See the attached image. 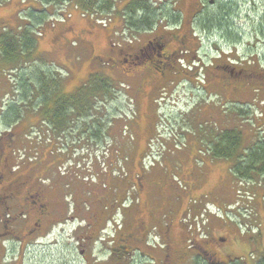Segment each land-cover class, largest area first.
Listing matches in <instances>:
<instances>
[{
	"label": "flooded vegetation",
	"instance_id": "1",
	"mask_svg": "<svg viewBox=\"0 0 264 264\" xmlns=\"http://www.w3.org/2000/svg\"><path fill=\"white\" fill-rule=\"evenodd\" d=\"M184 1L186 12L178 6ZM175 6L172 19L140 30L127 26L122 43H111L105 64L112 77L120 75L135 95L144 97L167 83H188L190 99L192 89H198L192 84L201 82L204 112L220 121V130L238 129L226 128L227 116L237 109L249 115L257 104L264 109V55L257 49L248 56L240 53V5L236 0H178ZM182 88L187 90V84ZM4 110L0 106V264L32 262L41 252L63 255L60 264H143L147 255L159 257L160 264H191L193 255H217L209 239L200 241L193 232L191 237L188 226L162 224L161 215L172 211L177 187L167 177L147 179L155 171L144 164L147 145L139 156V172L131 166L136 156L119 161V178L126 186L122 191L102 177L82 179L77 160L71 163L60 155V140L44 142L43 154L19 155L18 147L27 141V151L33 140L20 129L21 122L4 124ZM179 197L175 194V202L183 203V195Z\"/></svg>",
	"mask_w": 264,
	"mask_h": 264
},
{
	"label": "rangeland",
	"instance_id": "2",
	"mask_svg": "<svg viewBox=\"0 0 264 264\" xmlns=\"http://www.w3.org/2000/svg\"><path fill=\"white\" fill-rule=\"evenodd\" d=\"M127 1L118 0L117 8L111 14L95 16L99 20L84 17L71 5L48 7L44 22L50 23L49 28L40 40L34 35L37 48L28 51L22 63L7 62L0 51V106L7 108L9 103L24 97L22 74L27 73L31 84L29 91L34 94L31 101L24 105L26 115L20 124V129L31 139L29 141L33 140L29 146L31 151L29 148L25 151V141L18 147V154H43L47 150L42 140L47 127L43 128L38 116L44 103L36 97V72L49 73L58 80L61 83L59 93L75 92L89 79H96L93 87L106 83L108 88L105 90L101 85L103 91L96 94L98 98L92 101V106L99 118L107 119L105 130L111 127L108 136L99 142L82 134L77 138L79 144L72 142L89 118L77 120L73 124L76 130H68L60 137L65 138V144L75 147L74 154L71 153L73 158L63 152L60 155L69 157L71 163L77 160L80 166L77 170L81 171L82 179L84 176L92 180L102 177L109 180L112 188L125 191L126 186L119 178L122 174V163L119 161L126 155L136 156L131 166L135 173L139 172V156L146 152L147 145L144 164L149 171L155 169L146 175L147 179L162 181L163 177H167L177 187L175 194L178 199L183 195V203L179 200L175 202L173 193L174 198L170 202L174 207L167 215H161L162 224L173 221L175 225L188 226L191 237L193 232L200 241L209 239L211 252L213 250L217 254L193 255L191 264H257L264 251V176L240 181L233 174L228 159L211 154L213 140L224 130L219 129L217 118L211 119L203 110L207 101L203 83L192 84L198 87L192 89V99H189L188 83L179 86L167 83L164 88H154L144 97L135 95V89L131 90L124 84L120 75L112 77L105 64L111 43L121 44L126 35L127 25L119 11ZM154 1L159 7L157 20L175 15V2L178 0ZM236 2L240 5L237 20L240 53L248 56L249 52L257 49L256 52L263 56L264 0ZM28 6V0L0 1V34L5 30L8 34H20L22 28L19 27L26 21L22 18L29 17L31 11H24ZM178 6L185 12L189 9L185 1ZM70 11L73 14L67 17L66 13ZM36 13L40 15V12ZM52 19H55L54 24L50 22ZM186 84L187 90L182 88ZM257 105L260 109L253 107L252 111H248L249 115L237 109L234 115L226 118V125L230 124L226 128L236 125L243 133L244 148L264 141V115H261L264 109ZM146 118L149 126L144 124ZM3 131L4 125L0 126V133ZM113 161L114 166L111 164ZM112 167L111 179L105 177ZM192 205L197 207L193 212L189 209ZM146 206L147 201L142 204L143 208ZM116 218V224L121 225V217L116 215ZM62 256L41 252L32 262L24 264H60ZM143 264H160V260L147 255Z\"/></svg>",
	"mask_w": 264,
	"mask_h": 264
},
{
	"label": "trees",
	"instance_id": "3",
	"mask_svg": "<svg viewBox=\"0 0 264 264\" xmlns=\"http://www.w3.org/2000/svg\"><path fill=\"white\" fill-rule=\"evenodd\" d=\"M117 1L35 0L36 7L28 6V8L24 9V11L27 9L31 11L28 13L29 17L22 18V20L26 21L19 27L20 29L22 28L20 34H8L6 33L7 30L3 34H0V51L3 53L2 56L9 63H22L24 60L23 56L28 51H34L37 48L35 36H42L43 34L42 30L45 25L44 21L47 17L48 7L71 5L80 11L84 17L96 20L98 18H95V16H107L111 14L117 8ZM123 7L119 13L122 14L125 24L135 30H140L144 26L151 27L157 20L156 16L157 12H159V7L154 0H128ZM36 12H40V15ZM66 14L67 17L70 16L68 12ZM54 20L52 19L50 22L54 24ZM35 74L38 81L36 97L42 99L44 103L43 109L38 116L47 127L43 131V142L49 141L51 142L49 144H52L56 140L64 141L65 138H60L61 135H64L68 130L75 131L76 126L73 124L77 120H86L84 118H89V121L85 123L86 125L82 129L78 130V132L76 131L77 136L74 139L85 134L89 140L100 142L108 136V130L111 127L108 126L107 131L105 130L108 125L107 119L99 118L92 106V101L98 98L96 94L103 91L101 85H104L105 90L108 88L106 87V83H100L99 86L93 87V82L96 79H89L75 92L59 93L61 83L58 80L56 81L49 73L36 72ZM22 75L23 83H21V86L24 89V97L19 100L16 99L13 103H9L7 108H5L6 110L3 111V122L9 127L20 123L24 119L26 115L24 105L26 102L31 101V95H34L29 91L31 84L28 80L30 81V78L27 73ZM77 141L79 142L80 140L77 139ZM243 141V133L240 130L226 129L220 132L213 140L210 150L211 154L216 158L228 159L233 174L240 181H251L256 176H264V141H259L249 148L243 147ZM68 147L64 154L71 155L75 147ZM257 264H264V251Z\"/></svg>",
	"mask_w": 264,
	"mask_h": 264
},
{
	"label": "crops",
	"instance_id": "4",
	"mask_svg": "<svg viewBox=\"0 0 264 264\" xmlns=\"http://www.w3.org/2000/svg\"><path fill=\"white\" fill-rule=\"evenodd\" d=\"M28 4H30V6H34V7H36V5H37L35 2H33V0H28ZM69 14H70V16H71V15L73 14L72 11H70ZM49 24H50V23H46V24L43 26V30H42L43 34H42V36H44V34L46 33L47 29L49 28ZM16 26H17V25H15L14 27H16ZM42 36H39L38 39L40 40V38H41ZM195 208H197V207H195V205H192V206L189 207V209H190L192 212H193V210H194ZM199 211H200V210H199ZM194 213H195V211H194Z\"/></svg>",
	"mask_w": 264,
	"mask_h": 264
},
{
	"label": "built area",
	"instance_id": "5",
	"mask_svg": "<svg viewBox=\"0 0 264 264\" xmlns=\"http://www.w3.org/2000/svg\"><path fill=\"white\" fill-rule=\"evenodd\" d=\"M61 141V140H60ZM72 142H77L78 144H79V142L77 141V139H75L74 141H72ZM71 142V143H72ZM108 143V142H107ZM68 146H70V144L68 143V144H65L64 142H62L61 141V143H60V145L58 146L59 147V149H58V151H60V152H63V153H65L66 151H67V149L69 148ZM70 147H73V146H70ZM64 148H65V150H64ZM72 153H73V151H72ZM108 153V152H107ZM74 154V153H73ZM107 156H109L108 154H107ZM99 158V157H98ZM105 158V157H104ZM100 159V158H99Z\"/></svg>",
	"mask_w": 264,
	"mask_h": 264
}]
</instances>
